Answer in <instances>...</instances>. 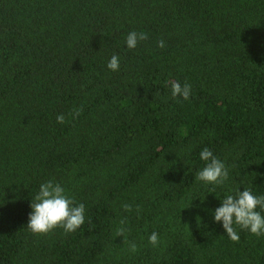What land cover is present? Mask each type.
I'll return each instance as SVG.
<instances>
[{
	"label": "trees",
	"instance_id": "trees-1",
	"mask_svg": "<svg viewBox=\"0 0 264 264\" xmlns=\"http://www.w3.org/2000/svg\"><path fill=\"white\" fill-rule=\"evenodd\" d=\"M204 148L223 184L196 179ZM49 180L85 205L75 232L27 228ZM245 189L264 195V0H0V264H264V235L215 222Z\"/></svg>",
	"mask_w": 264,
	"mask_h": 264
},
{
	"label": "clouds",
	"instance_id": "clouds-1",
	"mask_svg": "<svg viewBox=\"0 0 264 264\" xmlns=\"http://www.w3.org/2000/svg\"><path fill=\"white\" fill-rule=\"evenodd\" d=\"M147 34L144 32L131 31L126 36V46L129 49L136 48L139 41L146 40ZM160 48L165 47L163 40L158 41ZM107 67L112 71H118L120 68V58L113 55ZM171 94L173 98L182 97L184 100L189 99L191 85L185 82L181 85L178 81H170ZM83 107L74 109L70 115L79 116ZM57 122L63 124L65 116H57ZM200 159L205 161V167L196 174V179L211 184H223L229 176V169L213 152L204 148L200 152ZM32 211L29 213L27 228L35 234H47L57 227H62L66 233L75 232L85 223V205L80 203L75 205L73 198L66 194V190L59 183L49 180L40 185L38 194L30 205ZM125 211H131L132 206L124 204ZM257 208L264 210V195L255 196L250 189L244 191L237 190L236 195H227L222 200V205L215 209V222H222L227 237L232 241H238L239 235L233 225H239L240 228L250 231L256 236L264 235V215ZM139 210V206H137ZM126 219V218H125ZM121 225L125 220L120 221ZM126 229L120 227L116 230L117 237H124ZM129 244V250L133 253L137 251V245L125 240ZM149 242L153 246H158L159 236L153 232L149 237Z\"/></svg>",
	"mask_w": 264,
	"mask_h": 264
}]
</instances>
